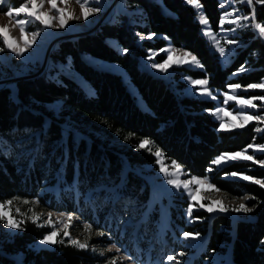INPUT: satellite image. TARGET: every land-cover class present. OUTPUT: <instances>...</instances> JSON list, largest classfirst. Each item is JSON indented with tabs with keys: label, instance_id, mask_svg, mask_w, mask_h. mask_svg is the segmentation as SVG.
Listing matches in <instances>:
<instances>
[{
	"label": "trees",
	"instance_id": "obj_1",
	"mask_svg": "<svg viewBox=\"0 0 264 264\" xmlns=\"http://www.w3.org/2000/svg\"><path fill=\"white\" fill-rule=\"evenodd\" d=\"M200 2L210 27L217 31L224 12L218 6L220 0ZM123 3L127 10L139 8V14L130 19L118 13L95 33L63 41L50 54L52 64L68 65L89 84L92 94H86L72 77L60 72L54 75L56 71L17 80L13 90L9 86L0 89V202L13 197L38 199L41 209L76 213L85 222L111 228L107 210L113 207L115 197L139 200L142 196L144 180L132 167L155 162L151 155L134 151L142 139L152 141L153 151L159 147L165 160L177 161L188 176L196 177L206 174L215 157L242 150L253 143L254 136L256 144L264 143V133L257 135L252 125L240 131L218 132L217 122L205 113L211 102L179 95L168 83L139 67V59L146 58L148 52L170 45L199 58L203 68L189 72L199 78L207 75L213 90L225 91L234 83H258L264 78V44L255 33H243V46L222 67L218 55L210 51L200 34L195 12L185 0ZM252 9L256 20L264 24V4L254 0ZM149 36L151 39L146 38ZM106 40L115 41L116 47ZM83 56L120 65L147 110L136 105L118 75L92 67ZM242 65L249 71L230 78ZM54 103H60L57 115L47 108ZM65 123L71 127H64ZM73 128H88L103 134L105 140L91 135L88 141L77 138ZM110 139L129 149L121 154L119 149L107 147ZM123 159L128 166L124 172ZM239 166L244 165L234 163L211 173V182L231 196L256 197L249 202L255 208L252 220L232 221L216 215L200 229L199 224L184 225L179 211L169 207L168 213L177 223L169 220L168 226L174 229L180 224L185 232H201L205 242L200 258L223 250L228 264H264V189L221 179ZM249 174L264 179V169ZM109 182L119 183L118 193L94 190ZM195 216L203 218L205 214L197 212ZM23 229L12 238L0 235V264H16L15 256L21 257L22 264H106L90 250H78L68 242L35 250L32 246L50 229L36 227L30 221Z\"/></svg>",
	"mask_w": 264,
	"mask_h": 264
},
{
	"label": "rangeland",
	"instance_id": "obj_2",
	"mask_svg": "<svg viewBox=\"0 0 264 264\" xmlns=\"http://www.w3.org/2000/svg\"><path fill=\"white\" fill-rule=\"evenodd\" d=\"M21 2L22 0H8L7 4H0V27L7 26L10 29V35L19 40L21 46H23V40L20 38L19 29L18 27L14 26V20L16 19V17L9 18L3 14L4 12H7L9 7L20 6ZM221 2L225 4V8L223 9V11H232L233 8H235L237 10L238 15H251L253 11L252 5H248L244 2H236L234 0H220V3ZM60 6L65 7L64 5ZM96 6H98L101 10L91 15L87 21L83 19L71 20L69 21V25L65 29L52 28L42 30L41 34L37 37L36 43H34L33 47L31 49H28L22 57H17L14 53L8 50H5V52L0 53V87L9 86L10 89L13 90V85L17 80L35 78L44 75L48 72L56 71L54 75L60 72L64 75L70 76L80 85V87L85 91L86 94H92L93 91L89 84L81 76L71 72L69 70L68 65L51 63V52L56 46L59 45V43L63 41L74 40L79 37L88 36L95 33V31L101 24H103L104 22L113 21V18L118 13H124L131 19L137 16L140 12L139 8L134 10H127L123 3V0H100V3ZM48 8L49 5L45 3L43 10L46 11ZM246 9H248V11ZM67 10L73 12L77 16L80 15V8L79 5L75 2V0H69ZM193 10L195 12V19L198 22L196 10ZM242 23L251 25L252 22L242 21ZM202 27L203 26L200 25V34L207 41L210 51L218 55L222 67H226L231 62V58L236 54L237 48L243 46L242 35L244 32L251 31L255 33L258 39L262 43H264V39H261L258 36L257 32L251 26L243 29L238 28L235 32H231L228 31V29L236 27L235 25L226 24L225 30H221L218 27L217 31H214L209 25V27L218 34L217 38L221 40V44L226 49L230 46L224 42L225 39L234 38L239 41V44L233 47L230 59L225 60L216 51L210 38L203 34ZM29 31H37L36 25H31ZM28 39H30V37H28ZM0 41L2 43V40ZM106 42L109 45L116 47L115 41L106 40ZM0 46H2V44H0ZM165 49L176 48L168 45L162 50L148 52V56L146 58L139 59V67L142 70H145L153 77H156L168 83L171 89L179 95L211 102L212 107L208 110H214L217 107H225L228 111H239V109L235 107L234 102L230 101L227 105H224L223 103V93L228 92V88H226L225 91L211 89L213 93L217 95L216 100H212L209 97L201 96L198 94L200 92V86H193L190 81L203 78L193 76L189 72V70H201L202 68H198L194 65L189 64L172 63V66L169 67L166 72H160L158 69L152 67L153 63H163L165 59H168V52L164 51ZM179 50L181 51L172 52V61H178L180 58L183 57V52L185 50ZM150 56L152 57L151 59H149ZM83 59L92 67L118 75L123 84L125 85L127 91L134 98V102L136 103V105L142 111L147 110L141 95L139 94L138 90L133 86V84L129 81L127 73L120 65L93 59L88 56H83ZM235 77L236 76H233L232 74L230 78ZM261 94L264 93H262L258 89L249 90L248 92L241 91L238 93V95L246 97ZM255 103L258 106L261 104L260 101H256ZM59 105L60 103H54L48 105L47 108L52 110L54 112V115H57ZM258 110L260 114H264V108H260ZM205 113L207 115H210L209 111L207 110L205 111ZM220 115L224 114L222 113ZM210 117L217 122L219 128V120L217 119V117H214L212 115H210ZM224 119L231 121L232 123H238V121L233 120L231 116L224 115ZM250 125H252L254 128L257 126L264 128V125H258L256 122H251L248 126ZM64 127L70 128L71 126L70 124L65 123ZM240 130L243 129H235L233 131ZM73 133L77 138L81 137L87 141L90 139L88 135H91L92 138L98 139L101 142L105 140V136L103 134H100L98 132H92L88 128H80L79 130H75L73 128ZM256 134L260 135L261 133ZM107 147H115L116 149H119L121 151V154H123L122 152H125L129 149V147L117 143L114 139L109 140V142L107 143ZM134 151L151 155V157L155 159V162L153 164L132 167V169L137 174H139L140 177H142V179L144 180L143 188L140 191L142 196L139 197V200H134L126 196L121 198L115 197V200L112 202L113 207L110 209L108 208L107 210L108 214L111 215L112 219V223L109 225L111 228H99L96 224H93L91 222H85L76 213H71L74 216L71 227L69 229L71 237L77 238L81 242L88 238V243L90 247L87 250H90L94 255H97L99 258H103L105 263L108 259L112 257H121L126 254L131 258V260L120 261L119 264H175V261L167 260L168 255L175 256L176 260H179L181 264H228L227 254L223 252V250L214 253L212 252L208 254V257L205 259L200 258V253L202 252L204 247L205 236L201 232L194 231L187 233L192 235L199 234L197 239H192L191 236L188 239H184L183 233H185V231L182 225L177 224V227L174 229L171 224L170 226H168L169 220H172L174 221V223H177L174 218L169 215L168 209L170 207L172 210H178L179 213L177 214H179L183 218L184 225L193 226L195 224H199V228L201 229L203 228V223H207L211 218L216 215L226 216L232 221H247L253 219L254 212L253 211L251 213H236L231 211L220 212L217 210L210 213L205 208H200L201 203L208 204L211 200H221L223 204L229 208L237 207L241 202L246 203L249 206V202L253 201L254 199H248L244 201L240 198L244 196L251 197V195L242 194L238 196H231L225 191L216 192L207 189L206 186H200V191L194 192L195 199L191 201V203L194 205V211L192 217H189L186 213V209L188 208L190 198L184 191V189L181 188L178 191L171 185L167 184L166 181L169 177H166L163 173H161V165L157 163V158L154 155L150 154V152H148L146 149L138 150L137 148ZM249 153H252V149H249ZM255 155L259 159H264V154H260L259 152H257L255 153ZM161 163L167 167L169 172H175V168L172 166V162H168L164 159L163 156L161 158ZM234 163L242 164L244 166H239L237 170H232L228 173L235 171L238 173H245L251 176V174H249L251 171H254L256 169H264L261 168L258 164H252L251 161H237L223 166L217 170H214L211 173L217 172ZM122 165L124 172L128 167L124 159ZM211 173L208 174L210 181L212 175ZM178 175L180 180H187L192 177L188 176V174L185 172H183V174ZM221 179L237 183L252 184L248 181H243L239 179V177L225 178V174L221 176ZM118 185L119 183L117 182L104 183L97 186L94 190L115 192L116 194L119 190ZM192 187L196 188L195 185H193ZM201 193L208 195L210 199H202ZM233 197H236L237 199L234 200ZM11 207L13 215H15L16 207H19L21 209V212H27L28 208L32 207L34 212L41 215L40 223L48 219V212L54 213L52 217L53 221H55L57 219V216L61 214L50 210L41 209L38 207V204L35 206L31 204L24 205L20 203V201H14ZM214 207L218 209L219 205H214ZM197 212H203L205 216L203 218L195 216V213ZM29 215H31V213H29ZM16 218L21 219L22 217L17 215ZM85 223L91 224L93 226V231L91 233H88L84 230L83 225ZM56 227H60V225H56ZM42 228H48L50 229V231L52 230L47 226ZM97 231H102L105 233V235L102 237L97 236ZM19 233L20 230L5 228L3 226V223H0V235L2 238H12L18 235ZM57 239H63L64 242H68L67 238L63 237V231H61V235ZM112 244H116L118 247L121 248L122 251L120 253H117L115 249H113L111 252H105V255L103 257L99 255V252L101 250L111 247ZM53 246L54 245L40 244V241H38L32 246V248H34L35 250L52 249ZM92 247L96 249L95 252L92 251ZM221 247L225 249V245H222ZM180 253H183V255H179ZM14 260L16 264H22L20 256H15Z\"/></svg>",
	"mask_w": 264,
	"mask_h": 264
},
{
	"label": "snow or ice",
	"instance_id": "obj_3",
	"mask_svg": "<svg viewBox=\"0 0 264 264\" xmlns=\"http://www.w3.org/2000/svg\"><path fill=\"white\" fill-rule=\"evenodd\" d=\"M75 2L79 5L80 15L77 16L73 12L67 10V5L69 4V0H22L20 6L18 7H9L7 12L3 14L9 18L16 17L14 20V26L18 27L20 32V38L23 40V46H21L20 41L15 37L10 35V29L7 26L0 27V40H2V46H0V53L8 50L14 53L17 57H22L24 53L33 47V44L36 43L37 37L41 34V31L44 29H65L69 25V21L71 20H79L83 19L87 21L91 15L99 12L101 9L96 6L100 3V0H75ZM237 2H244L248 5H252L254 0H237ZM260 3L264 4V0H259ZM8 0H0V4H7ZM47 3L49 8L45 11L44 5ZM185 3L190 5L193 9L196 10L198 22L202 27L203 34L208 36L216 49V51L220 54V56L229 60L231 57V53L233 51V47L239 44V41L234 38L225 39V43L229 45V48H225L221 44V40L218 39V34L214 32L210 27V21L207 18L206 14L203 11V5L200 0H185ZM60 5H64L65 7H61ZM220 8L224 9L225 4L221 2L218 5ZM231 6V5H229ZM242 21H251V25L244 24ZM35 24L37 27V31H29L31 25ZM235 25L236 27L228 29V31L235 32L238 28L243 29L251 26L258 34L261 39H264V24L258 22L256 20L255 12L252 11L251 15H238L237 10L233 8L232 11H224L220 17L218 27L221 30H225V25ZM30 37V39H28ZM151 39V36L146 37ZM126 51V50H124ZM164 51L168 52V59H165L163 63H153L152 67L158 69L160 72H166L169 67L172 66V63H181V64H189L194 65L198 68H203L202 62L196 57L194 54L184 51L183 57L178 61H172V52L181 51L179 49H165ZM152 57L150 56L149 59ZM249 71V69L242 65L233 76H238L242 73ZM193 86H200V92L198 93L201 96L209 97L212 100L217 99V95L213 93L210 88L209 78L207 75L203 79H195L190 81ZM228 92L223 93L224 105L229 104L230 101L235 103V107L239 109V111H228L225 107H217L214 110H207L209 114L217 117L219 120V128L218 132H231L235 129H244L249 123L256 122L258 125H264V114H260V108H264V94L254 95V96H240L239 92H248L249 90H260L264 93V78L260 80L258 83H251L248 85H242L239 83L229 84L227 86ZM260 101L261 104L258 106L255 102ZM224 114L226 116H231L233 120L238 121V123H232L231 121L225 120ZM255 133H264V128L255 127L253 129ZM133 135V134H129ZM127 140L128 137L126 136ZM256 137H253V143H249L242 150L236 152H224L215 157L209 166L206 169V174L203 177L192 176L187 180H180L178 174H183L184 170L182 166L175 160L172 161V166L175 168V172H169L167 167L161 163V158L164 155L162 150L159 147H156L153 152L150 145H152V141L149 139H142L140 143L136 146L139 149H146L150 154L154 155L157 158V163L160 164V171L167 178V184L171 185L173 188L178 191L183 188L184 191L189 196V204L186 209V213L189 217H192L194 211V205L191 203L192 200L195 199L194 192L200 191V186H206L207 189L219 192L222 191L216 185H214L208 176V173H211L214 170H217L223 166H226L232 162L237 161H251L252 164H258L261 168H264V159H259L255 153L259 152L260 154H264V144H256ZM249 149H252V153H249ZM175 177V178H171ZM228 177H239V179L243 181H248L254 185H258L261 189H264V179L254 178L245 173L231 172L225 173V178ZM195 185L196 188L192 186ZM227 195V194H226ZM201 198L204 200H209L210 197L204 193H201ZM233 199H237L233 197ZM241 200L248 199H256V197H248L244 196L240 198ZM14 201H20V203L24 205H37L39 203L38 199H32L31 201L26 198L13 197L11 199L0 202V223H3V226L8 229L13 230H21L23 231V225L26 221H31L33 225L36 227H49L52 230L44 235L43 239L40 241V244L44 245H55L57 243H64L63 239L58 240L60 237L61 231H63V237L67 238L68 244L78 250H87L90 245L88 243V238H86L83 242H81L77 238H72L70 235V227L72 221L74 219L73 214H59L57 219L53 221L52 217L54 213H47V220H44L42 223L41 215L34 212L32 207H29L27 212H21L19 207L15 208V215H13L12 205ZM214 205H219V208H215ZM200 208H205L208 212L220 211V212H236V213H251L254 211L253 207H249L246 203L241 202L237 207L229 208L223 204L221 200H211L208 204H200ZM31 213V215H29ZM19 215L22 217L21 219H17L16 216ZM63 217V218H61ZM56 225H60V227H56ZM84 230L88 233L93 231V226L91 224L85 223L83 225ZM97 236H104L105 233L102 231L96 232ZM191 236L192 239H197L199 234H189L187 232L183 233L184 239H188ZM261 243H264L262 241ZM113 249L117 253H120L122 250L116 244H112L111 247H108L99 252L100 256H104L105 252H111ZM92 251L95 252L96 249L92 247ZM179 255H183L180 253ZM130 261L131 258L128 255H123L121 257H112L106 261V264H119L120 261ZM168 261H175V264H181L179 260H176L175 256L168 255Z\"/></svg>",
	"mask_w": 264,
	"mask_h": 264
},
{
	"label": "water",
	"instance_id": "obj_4",
	"mask_svg": "<svg viewBox=\"0 0 264 264\" xmlns=\"http://www.w3.org/2000/svg\"><path fill=\"white\" fill-rule=\"evenodd\" d=\"M3 88V87H0V89Z\"/></svg>",
	"mask_w": 264,
	"mask_h": 264
}]
</instances>
